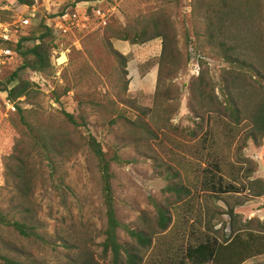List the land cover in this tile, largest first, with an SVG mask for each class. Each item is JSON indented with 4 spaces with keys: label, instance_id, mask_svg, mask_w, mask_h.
I'll return each mask as SVG.
<instances>
[{
    "label": "rangeland",
    "instance_id": "obj_1",
    "mask_svg": "<svg viewBox=\"0 0 264 264\" xmlns=\"http://www.w3.org/2000/svg\"><path fill=\"white\" fill-rule=\"evenodd\" d=\"M106 1L116 11V25L94 36L86 50L67 57L58 79H52L51 70L19 72L16 83L44 81L41 87L29 84L26 97L15 101V111L7 112L0 96V212L8 219L26 220L43 238H22L0 225V253L17 261L68 264L80 244L97 261L110 264L101 247L106 222L101 172L88 136L100 143L108 159L115 154L121 160L111 165L118 222L154 233L141 264H179L186 249L206 237L228 238L233 223L237 229L248 221L252 229L264 223V195L253 196L255 188L249 187L253 180L258 181L256 188L259 179L264 182V138H249L246 119L248 106L259 98V79L224 78L229 67L218 47L221 37L213 40L209 31L214 29L208 26L220 0ZM224 1L242 15L250 0ZM252 5L247 47L253 50H244L259 63L264 3L260 9ZM239 13L228 15L230 22L223 15L222 28L228 34L235 27L230 24H239ZM0 18L8 17L0 13ZM153 21L170 35L172 52L164 59L162 38L131 44L112 37L119 33L131 38L141 31L150 36ZM114 52L126 58L125 65ZM4 71L0 90L13 72ZM226 84L242 109L238 123L228 112ZM63 111L72 114L77 125L68 124ZM29 125L45 140L59 137L62 151L48 159L35 146ZM16 155L25 161L31 180L24 196L11 175ZM220 183L233 185L237 192H217ZM169 187L183 191L177 195ZM158 207L171 219L164 231L156 227ZM230 209L237 218L231 220ZM117 235L121 244L133 243L124 227ZM244 264H264V255Z\"/></svg>",
    "mask_w": 264,
    "mask_h": 264
},
{
    "label": "trees",
    "instance_id": "obj_2",
    "mask_svg": "<svg viewBox=\"0 0 264 264\" xmlns=\"http://www.w3.org/2000/svg\"><path fill=\"white\" fill-rule=\"evenodd\" d=\"M19 5L29 4L32 0H14ZM82 1V0H76ZM264 3V0H250L246 2L247 11L246 13H239L238 9L233 5L227 6L226 1L220 0L217 3V6H214L211 13V18L208 22V26L213 31H209V36L214 38H220L221 42L218 43L222 59L229 67L227 70H224V78H235L237 76H243L248 78L256 77L259 79V98L253 103L252 107L248 106L246 111V119L250 122L251 131L249 138L253 141L257 139L264 138V44L263 41H259V63L251 60L250 57L245 53L244 49L253 50V48L247 47L249 44V35L248 30L252 27L249 26L251 20L249 19V14L251 12L252 4ZM210 4V3H209ZM229 10L228 14L225 12ZM237 13L241 15L237 20L239 24L235 25L234 23L230 24L229 28L235 26L233 30L228 34L226 27L222 28L223 24V15L225 22L229 21L227 19L228 15L234 16ZM114 16V15H113ZM113 16L110 18L109 22L104 29L111 27L113 24L116 25ZM113 18V19H112ZM234 20V19H230ZM230 22V21H229ZM113 23V24H112ZM112 24V25H111ZM154 29L150 36H146L145 31H141L133 35L131 38L128 35L114 34L112 37L120 39L122 41H129L131 44H141L149 42L156 38H162L161 45V58H166L172 52L170 35L165 33L166 30L160 28L156 21H153ZM221 25V27H220ZM227 26V25H226ZM109 27V28H110ZM103 29V30H104ZM40 33L33 34L29 38H23L17 43L14 50L19 54L22 63L20 67L13 71L11 77H9L8 85L4 86V89L0 91L6 92V98L15 103L16 100L26 97V91L29 84L32 86H37L35 83H28L27 81L15 82L18 77V73L24 70H30L34 73H42L47 70H51L53 74L54 69L51 65V51L53 47H56L54 44V38L50 30L44 28L40 25ZM101 30V31H103ZM93 32L85 36L80 42V50L75 49L74 47H69L68 55L69 58L72 53H79L82 51V48L86 50L88 43L93 39L94 36L98 35L99 32ZM23 43V44H22ZM31 44V45H30ZM9 48L13 49L12 46ZM114 55L119 58L123 65H125L126 58L120 55L118 52H114ZM160 73V70H159ZM126 76V73L124 72ZM12 83H14L13 86ZM10 84V85H9ZM39 86V85H38ZM40 87V86H39ZM226 89L224 95L226 96V102L230 106L229 115L232 120L236 123L239 122L241 118L242 109L238 104V99L235 91L231 89L229 84H226ZM68 89H65L64 92H67ZM51 94H56V90L53 89ZM196 97V96H195ZM59 98H55L58 100ZM17 113L22 114V109L17 106ZM63 117L66 122L69 124L77 125L75 117L72 114H68L63 111ZM199 118V116H198ZM27 130L31 135V138L34 141V144L39 149H43L44 153L47 154V158H51L57 152L62 151L63 148L59 146L60 140L59 137H51L45 140L44 137L39 136L36 133V128L32 125L27 126ZM87 145L89 150L98 160V168L101 172V194L103 198V205L105 208V229L103 232V242L101 243L103 259L108 256L110 257V264H141L142 263V253L148 249L152 243L153 231L148 229H129L128 227L122 226L117 218L115 213V201L113 196L112 189V179L113 174L111 172L112 163H121V160L115 154L107 158L106 153L103 151L100 143L92 136H88ZM15 166L11 173L14 178V182L17 186L20 196H24V193L30 191V178L28 177V170L26 169L25 161L19 156H13ZM257 179L253 180L250 183V189H253L252 193L255 197H261L264 195V182L259 179V187L256 188ZM215 190L220 193L225 192H237V188L233 185H223L217 184ZM170 191L180 195L183 191L182 188L178 187H169ZM24 204L21 203L20 208H24ZM27 209V208H25ZM26 212L27 210H24ZM231 220L237 218L234 215L233 210L230 209L228 212ZM170 217L167 210L163 207L157 208V218H156V227L160 231L166 230L168 224L170 223ZM252 221H248L246 226L241 229H237L231 225V235L224 239L223 241H218L212 237H206L203 242L198 243L197 245L190 246L186 249L184 257L181 259L179 264H244L246 261L255 258L257 256L264 255V223L259 224V229L247 228L252 225ZM0 225L13 228V230L22 238L34 239L37 241L43 242V238L37 233L36 229L26 220H12L6 218L0 212ZM120 227H124L128 233V236L133 241L131 244H121L119 237L117 235V230ZM67 248L69 247L66 245ZM71 245V247H73ZM76 251H72V257L67 258L68 264H103L97 261L92 252L87 251V249L82 248V245L76 244ZM71 250V248H69ZM0 264H45L43 262L31 261V262H20L7 255L0 253Z\"/></svg>",
    "mask_w": 264,
    "mask_h": 264
},
{
    "label": "built area",
    "instance_id": "obj_3",
    "mask_svg": "<svg viewBox=\"0 0 264 264\" xmlns=\"http://www.w3.org/2000/svg\"><path fill=\"white\" fill-rule=\"evenodd\" d=\"M74 2L77 1L32 0L29 4L19 5L14 0H0V13L8 17L6 20L0 18V84L4 70H10L21 62L19 54L14 50L17 43L23 38H29L39 25L57 37L54 42L56 47L51 51V65L54 69L52 79L56 80L60 76V67L67 61L69 47L80 50L81 40L93 32L103 30L116 12L112 7L105 6L106 0L83 2V8H77ZM34 25L38 26L34 28ZM62 57L64 60H61ZM43 81L38 78L35 82L41 87ZM2 104L7 112L15 111L14 103L6 96Z\"/></svg>",
    "mask_w": 264,
    "mask_h": 264
},
{
    "label": "crops",
    "instance_id": "obj_4",
    "mask_svg": "<svg viewBox=\"0 0 264 264\" xmlns=\"http://www.w3.org/2000/svg\"><path fill=\"white\" fill-rule=\"evenodd\" d=\"M88 1H95V0H82V1H79V2H74V3H76L77 4V8L79 7V8H83L84 7V5L82 4L83 2H88ZM106 4H107V1H106ZM106 6V5H105ZM38 25H34L33 27L34 28H36ZM39 28H40V25L36 28V29H34V30H39ZM51 32V31H50ZM52 33V37L54 38V42H56V40H57V37H56V34L55 33H53V32H51ZM21 63H22V60H21V62L20 63H18L17 65H15L11 70H9V71H15L18 67H20V65H21ZM1 95H3V97H5L6 96V93L5 92H1L0 93ZM0 95V96H1ZM3 97H1V99H3Z\"/></svg>",
    "mask_w": 264,
    "mask_h": 264
},
{
    "label": "bare ground",
    "instance_id": "obj_5",
    "mask_svg": "<svg viewBox=\"0 0 264 264\" xmlns=\"http://www.w3.org/2000/svg\"><path fill=\"white\" fill-rule=\"evenodd\" d=\"M61 60H64V57H62Z\"/></svg>",
    "mask_w": 264,
    "mask_h": 264
}]
</instances>
